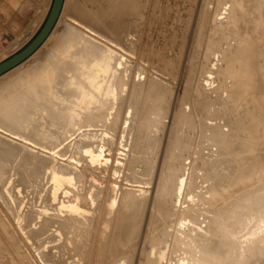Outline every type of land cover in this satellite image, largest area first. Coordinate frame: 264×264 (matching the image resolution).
Instances as JSON below:
<instances>
[{
    "label": "bare ground",
    "instance_id": "1",
    "mask_svg": "<svg viewBox=\"0 0 264 264\" xmlns=\"http://www.w3.org/2000/svg\"><path fill=\"white\" fill-rule=\"evenodd\" d=\"M107 8L91 20L101 33L72 14L59 27L60 15L49 49L0 82V200L19 233L42 264H85L104 198L92 263L264 264V96L245 88L262 71L254 46L264 40V0H203L178 97L135 63L130 23L109 27ZM231 56L245 57L248 72L235 77ZM238 78L246 83L236 88ZM59 145L65 149L56 152ZM112 164L110 183L96 177H108ZM57 171L72 176L58 180L68 188L51 200ZM0 214L20 236L1 207Z\"/></svg>",
    "mask_w": 264,
    "mask_h": 264
},
{
    "label": "rangeland",
    "instance_id": "2",
    "mask_svg": "<svg viewBox=\"0 0 264 264\" xmlns=\"http://www.w3.org/2000/svg\"><path fill=\"white\" fill-rule=\"evenodd\" d=\"M118 1L120 4L118 3ZM52 2L53 0H39V19L35 20L34 24H32L31 26L25 27L23 30V33H21L20 35L3 41V43L0 45V49L6 45H10L14 42L16 43V46L14 43L13 50L10 49L12 51L9 52L8 50L7 52H5L7 54L3 53L4 55L3 60L10 57L13 53L21 50L38 33V31L43 26L49 14ZM133 3H135L134 6H133ZM112 4H113V7H112ZM202 4H203V0H140V1L139 0H66V3H65L63 12L61 14L58 25L59 27H62L68 21V19L65 17V14H72L75 17H77L80 21L85 23L87 26H89L91 29L98 31L96 27L91 25V20L96 19L95 17H96L97 11L107 6L108 14L112 16L111 17L112 21H114L109 27H112V26L115 27L117 24L119 26V24L121 25V22L124 20L128 21L132 27L131 31L129 32L128 30L125 34H127L126 35L127 42L135 43V47L137 48L134 51L135 55L136 53L137 55L135 56V58H132L135 61V63L142 65L148 71H151L152 73L158 75L159 77L163 78L167 82L171 83L176 88L177 97H178L179 95H182L184 92V85H185L184 75H185V72L187 71V67L189 64V57H190V54L193 48L196 32L198 29V23H199L198 21H199V15L201 12ZM111 10H113L114 13ZM122 16L125 17V19H122L123 18ZM118 17L119 18L122 17V18L119 19ZM256 26L253 24H247V29H250L249 31H252L255 29ZM254 32H257V30L255 29ZM58 33H59V30L54 31L51 38L41 46L40 50H38L36 54H34L25 63L21 64L17 69L12 71L9 75H6L5 77L1 78L0 82H4V80L6 81L9 77L13 76L17 71H19L23 67V65H31L32 63H34L36 57H41L49 49V47L52 45L55 38L57 37ZM246 46H247L246 43H243V50L246 49ZM254 47H256L258 50L262 52L261 56H258V60L256 59V61H259L262 71H261V75L260 76L258 75L256 78L257 83L251 86L249 84L247 87L245 86L244 87L252 89V90L253 89L260 90L259 95H260V92H263V94H261V97H263L264 96V40H262L260 43L258 42V44H255ZM1 51L2 49L0 50V53ZM244 51H243V54H244ZM243 58L245 57H237V58L233 56L229 57L227 62H229L230 65H232L234 76L235 75L239 76L242 73L245 74V72H248V71H242L246 69V63H247L243 61ZM237 64H238V67H237ZM228 71L229 70L227 69V72ZM181 72H182V75H181ZM252 73L253 71L249 69V74L252 75ZM248 79H251V77H248ZM242 83L244 84L246 83V81L241 82V78H240L238 82L235 84V87L236 88L239 87V84H241L240 86H243ZM245 101H247L248 107H251L253 110L256 109V106L254 105L256 104L255 102L254 104H250L251 101H253V99H250V101L248 99H245ZM256 105L258 106V103ZM169 126H170V123L168 125L167 133H166L165 140H164V146H163L161 158L159 161L157 175H156L155 182H154L155 184L158 178V173H159L162 159H163V153H164V149H165V145H166V141L168 137ZM116 151H117V148H114L115 154L113 153V156H112L113 159H115ZM112 169H113V164L110 167L109 176L106 178H103L101 174L98 172H96L95 175L98 179H102V180H105L107 183H110L112 181L111 179ZM83 170L87 171L88 173H92L91 168H87L86 170L83 168ZM154 190H155V186L152 188L153 192H152L150 202L152 201ZM100 200L101 201L99 202V205L101 203V206H98V209L101 210L103 207L102 204H104L103 202L104 198ZM0 207L3 209L7 217L9 215L8 219L12 223L13 227L15 226L18 229L19 227L18 225H16L17 223L15 222L13 217L10 215L8 210H6V207L4 206L1 200H0ZM98 209L97 211H98L99 216H97L95 227H96V224L99 223V220H100L99 217L101 215L100 214L101 212ZM149 213H150V206H149L148 213L146 216L147 220L149 218ZM1 218L3 219V216L0 214V219ZM146 219H145V223L143 226L142 235L140 238L141 241L139 242L140 243L139 248H141L142 246V243H143L142 240H144L146 237V236L144 237L143 235L144 232L147 231L148 221ZM3 221L5 223V219L0 221V223H2L1 225L3 226V229L5 230V234H8V235L6 236L4 234L5 236L4 238L5 239L7 238V239L6 240L4 239L3 241V232L0 231V264H4L6 260H10L9 264H12V263L13 264H32V262L29 260L27 253L23 251V247L19 245L20 243L18 241V238H21L23 242L25 241L24 245L29 248V250L31 251L36 261H38L37 263L42 264L38 256L31 249L32 247L27 241V239L24 238L25 236L21 235L22 234L21 230L20 229L17 230L14 227L15 230L18 231V235H20L17 238H15L16 235L13 234L12 231H9V227H7L8 225L4 224ZM97 226H99V224H97ZM95 227L93 229V232H94L93 234L97 235L96 231H98V229L96 228L97 229L96 230ZM9 232H12V234H9ZM96 235L94 236L95 238H96ZM93 236H92V239L94 241L95 239L93 238ZM93 241H91V244L89 246V249L90 247L92 249L90 250L91 252L88 249V251L90 252V255H89V252L86 251L88 254H85L87 256L83 257L85 258L84 259L85 264H89V262L90 264H96V263L91 262V258H92L93 250H94L93 248L95 247L94 245L95 241L94 242ZM16 250L20 254L17 253ZM139 253L140 252H138V256H139ZM138 256L136 257L135 263L137 262ZM16 259H18L19 262H16L17 261ZM86 259H88V261H86ZM27 260H29L28 263L26 262Z\"/></svg>",
    "mask_w": 264,
    "mask_h": 264
},
{
    "label": "water",
    "instance_id": "3",
    "mask_svg": "<svg viewBox=\"0 0 264 264\" xmlns=\"http://www.w3.org/2000/svg\"><path fill=\"white\" fill-rule=\"evenodd\" d=\"M65 0H53L51 9L49 11V14L41 27V29L38 31V33L31 39L29 43H27L21 50L13 53L10 57L0 62V76L7 71L11 70L15 66L19 65L26 59H28L33 53H35L41 45L46 41V39L49 37L53 29L55 28L57 21L61 15V12L64 7ZM65 149V146L59 145L56 148V152H60ZM87 149V148H86ZM85 149V150H86ZM84 150V151H85ZM85 154V153H84ZM100 151L96 152V155L94 156V159H96L98 156H100ZM86 157L89 158L90 156L86 155ZM88 160V162H90ZM58 177L56 178L55 173L51 175V180L55 178L54 182L52 181L51 184V190L49 193V198L52 200L53 197L56 195L57 197H62L65 190L68 188V184L66 183H60L58 180L68 179L72 176L70 173H64L62 171L56 172ZM72 203V202H70ZM60 203L59 205H61ZM186 264H195L191 260V258L187 257L185 259ZM176 264H180V262L177 260Z\"/></svg>",
    "mask_w": 264,
    "mask_h": 264
},
{
    "label": "crops",
    "instance_id": "4",
    "mask_svg": "<svg viewBox=\"0 0 264 264\" xmlns=\"http://www.w3.org/2000/svg\"><path fill=\"white\" fill-rule=\"evenodd\" d=\"M38 19L39 0H0V45L23 33Z\"/></svg>",
    "mask_w": 264,
    "mask_h": 264
},
{
    "label": "snow or ice",
    "instance_id": "5",
    "mask_svg": "<svg viewBox=\"0 0 264 264\" xmlns=\"http://www.w3.org/2000/svg\"><path fill=\"white\" fill-rule=\"evenodd\" d=\"M189 199H191V197H189Z\"/></svg>",
    "mask_w": 264,
    "mask_h": 264
}]
</instances>
